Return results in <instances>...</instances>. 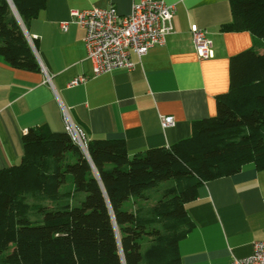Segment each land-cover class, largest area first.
Listing matches in <instances>:
<instances>
[{"label":"trees","instance_id":"trees-1","mask_svg":"<svg viewBox=\"0 0 264 264\" xmlns=\"http://www.w3.org/2000/svg\"><path fill=\"white\" fill-rule=\"evenodd\" d=\"M46 4L0 0V57L11 67L41 70L18 16L26 26ZM230 5L222 31L264 39V0ZM216 104L189 138L133 156L124 140H90L86 154L66 132L28 129L19 163L0 171V264H182L199 188L248 164L264 170V53L230 58V88ZM77 193L85 199L73 207ZM29 200L49 204L36 205L40 219Z\"/></svg>","mask_w":264,"mask_h":264},{"label":"crops","instance_id":"crops-1","mask_svg":"<svg viewBox=\"0 0 264 264\" xmlns=\"http://www.w3.org/2000/svg\"><path fill=\"white\" fill-rule=\"evenodd\" d=\"M138 1L47 0L24 25L41 70L13 68L0 57V171L19 163L28 129L65 132L61 104L89 140H124L130 156L171 147L191 136L194 121L216 115V97L230 88V58L248 49L264 53V39L222 31L232 20L230 0H163L175 7L174 33L166 44L141 61L131 52L133 71L95 76L86 31L72 21V11L113 6L128 16ZM198 30L213 43L211 59L194 49ZM79 77L88 80L69 86ZM162 116L174 117V127L164 129ZM187 212L195 228L180 244L182 264H231L251 255L253 244L264 240V170L248 164L205 183Z\"/></svg>","mask_w":264,"mask_h":264},{"label":"built area","instance_id":"built-area-1","mask_svg":"<svg viewBox=\"0 0 264 264\" xmlns=\"http://www.w3.org/2000/svg\"><path fill=\"white\" fill-rule=\"evenodd\" d=\"M174 15L175 7L163 0H139L128 16L120 15L113 6L71 13L72 21L86 31L85 44L88 58L93 62L95 76L118 69L135 70L137 65L131 59V52L141 61L151 49L164 46L167 37L174 33ZM62 26L66 31L68 25ZM27 38L33 48L34 38ZM192 38L194 49L200 58L214 57L213 43L204 31H194ZM43 72L46 75V83L53 88L51 77L44 69ZM87 80V77H79L69 86H78ZM61 108L65 132L88 154L90 140L85 131L74 121L69 109L63 104ZM161 124L164 129L174 127V117L162 116ZM231 264H264V240L253 244L251 255L234 259Z\"/></svg>","mask_w":264,"mask_h":264},{"label":"rangeland","instance_id":"rangeland-1","mask_svg":"<svg viewBox=\"0 0 264 264\" xmlns=\"http://www.w3.org/2000/svg\"><path fill=\"white\" fill-rule=\"evenodd\" d=\"M61 190L64 192H68V193L73 190L72 177L70 175L68 176L67 183L64 186H62ZM70 197H71L70 204L73 207H78L81 205V202L85 199V194L84 193H77L75 195H70ZM29 202H30V205L32 206L31 212H30L31 213V219L32 220L40 219V217L37 215V212H36L37 211V209L35 208L36 205L48 206L49 204L47 202L32 201V200H29ZM154 202H155V200L151 201V203H149V205L154 204Z\"/></svg>","mask_w":264,"mask_h":264},{"label":"water","instance_id":"water-1","mask_svg":"<svg viewBox=\"0 0 264 264\" xmlns=\"http://www.w3.org/2000/svg\"><path fill=\"white\" fill-rule=\"evenodd\" d=\"M16 15H17V14H16ZM17 16H18V15H17ZM18 19H19V21H20V23H21V25H22V27H23V29H24L25 33H26L25 26H24V24H23L22 20L19 18V16H18ZM26 35H27V36H29V35H28V33H26Z\"/></svg>","mask_w":264,"mask_h":264}]
</instances>
